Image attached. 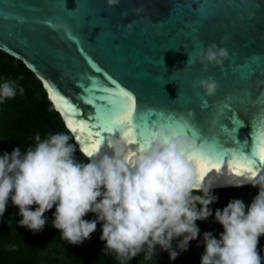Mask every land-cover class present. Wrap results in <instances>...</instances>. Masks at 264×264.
I'll return each mask as SVG.
<instances>
[{"label":"water","instance_id":"obj_1","mask_svg":"<svg viewBox=\"0 0 264 264\" xmlns=\"http://www.w3.org/2000/svg\"><path fill=\"white\" fill-rule=\"evenodd\" d=\"M136 9L142 11L137 14ZM213 42L229 51L222 66L210 65L202 73L198 62L187 63V53ZM0 49L41 81L70 132L68 114L61 115L63 109L58 110L45 82L77 107L76 120L93 113L81 97L94 85L129 91L137 114L142 111L149 124L158 120L175 127L169 114L194 111L192 127L176 131L193 138L196 132L195 139L211 142L204 156L193 153L220 165L219 172L210 169L204 180L245 182L248 176H237L228 166L234 157L252 158L254 170L264 169L256 142L264 131V0H120L113 7L106 0H0ZM208 75L219 83L211 97L197 87ZM225 103L241 124L228 119ZM71 134L78 148H84L77 133ZM101 135L105 140L96 153L105 150L109 135L120 134ZM128 146L130 152L139 147ZM225 187L233 186L215 188Z\"/></svg>","mask_w":264,"mask_h":264},{"label":"clouds","instance_id":"obj_2","mask_svg":"<svg viewBox=\"0 0 264 264\" xmlns=\"http://www.w3.org/2000/svg\"><path fill=\"white\" fill-rule=\"evenodd\" d=\"M119 2L106 0L109 7ZM141 11L136 9L137 14ZM132 27L126 25L127 31ZM187 54V63L198 62L202 73L210 65L222 66L229 58L228 49L215 42ZM197 87L211 97L219 83L208 75ZM19 93L23 94L22 87ZM16 95V81L0 83V104ZM169 119H174L175 127L153 121L148 142L131 156L121 137H108L105 150L92 155L81 146L86 163L75 158L77 148L68 134H50L42 140L37 133L34 147L23 153L16 147L11 154L0 156V217L11 200L22 217L19 225L39 232L47 222L45 213L55 207L52 226L69 244L83 243L102 222L104 251L114 253L121 264L141 253L150 260L157 249L175 260L200 234L196 222L212 216L209 206L217 199L213 188L250 184L259 190L250 205L233 199L223 210H216L215 220L223 232L219 239L211 232L203 234L200 264H264L258 247L264 237V169H257L243 183L219 185L202 179L190 157L193 153L204 156L211 142L176 131L177 127H192L194 111L169 114ZM89 213L96 214V219H84ZM174 241H178L179 251L173 249Z\"/></svg>","mask_w":264,"mask_h":264},{"label":"trees","instance_id":"obj_3","mask_svg":"<svg viewBox=\"0 0 264 264\" xmlns=\"http://www.w3.org/2000/svg\"><path fill=\"white\" fill-rule=\"evenodd\" d=\"M14 80L17 84V95L0 104V156L11 154L13 149L20 147L25 152L34 147L37 133L41 139L50 134L65 133L71 139L77 151L75 158L87 162L81 155L71 132L66 128L60 114L53 108L41 81L29 70L24 63L0 49V83L5 80ZM23 88V94L19 88ZM258 188L250 184L242 187L213 188L212 193L217 197L209 207L212 216L207 220L197 221L200 234L196 240L190 241L187 251L179 252L175 260H171L167 251L157 249L156 255L150 260L144 259V254L134 257L126 264H200L204 253L203 234L211 232L214 238L219 239L223 232L222 226L215 220L217 209L223 210L233 199H241L250 205L258 194ZM35 206H33L34 210ZM55 207L45 213L46 224L39 232H33L19 225L22 217L19 209L9 200L7 209L0 217V264H54L56 255L50 257L41 255L44 246L49 245L55 254H62L68 258V264H121L114 253H105V242L100 240L102 222L90 238L79 245L69 244L62 239L59 230L52 226ZM84 219L95 220L96 214L89 213ZM178 241L173 242L176 249ZM10 246H14L12 249ZM179 251L178 249H176Z\"/></svg>","mask_w":264,"mask_h":264},{"label":"snow or ice","instance_id":"obj_4","mask_svg":"<svg viewBox=\"0 0 264 264\" xmlns=\"http://www.w3.org/2000/svg\"><path fill=\"white\" fill-rule=\"evenodd\" d=\"M99 71V69H97ZM115 84L114 81H110ZM44 87L47 89L51 99L58 106L61 111V115L65 116L67 126L73 133H77L76 139L81 140L85 144L84 151L92 155L98 152L101 148L105 137L101 133L114 134L119 132V137L125 140L129 145L138 144L139 147L130 152V156L134 155L136 151L144 146L149 139L148 129L150 128L148 119L143 118V112L137 114L136 106L137 101L133 94L118 87H99L94 85L90 92L86 93V96H82L84 102L93 108V113H90L87 119H73L72 117L78 113V109L75 105H72L66 98L62 97L58 91H54L53 87L48 82L44 83ZM87 97V98H85ZM224 112L228 114V119L231 121H239L234 111L230 110V104H224ZM223 115V113H222ZM235 129L236 123L233 124ZM154 126V125H153ZM222 131L226 129L222 128ZM135 134V135H134ZM194 138H198L196 132H192ZM113 135H109L111 137ZM259 144V164L264 165V131H261L260 137L256 141ZM226 155L230 156V154ZM255 155V153H253ZM190 160L196 164L199 176L203 179L205 174L210 169L215 168L217 172L220 171L219 163L213 162L206 158H201L196 154L190 157ZM221 160H224L223 158ZM242 161V162H241ZM255 162L252 158L244 159L233 158V161L229 163L235 175L237 176H251L255 175L254 170Z\"/></svg>","mask_w":264,"mask_h":264},{"label":"rangeland","instance_id":"obj_5","mask_svg":"<svg viewBox=\"0 0 264 264\" xmlns=\"http://www.w3.org/2000/svg\"><path fill=\"white\" fill-rule=\"evenodd\" d=\"M259 249L261 250V255L264 256V237L260 238L259 242ZM48 256V259L54 255H56L57 259L54 264H68L67 260L68 258L66 256H63L62 254H55V252L52 251L49 245H46L41 250V255ZM47 264V263H45Z\"/></svg>","mask_w":264,"mask_h":264},{"label":"bare ground","instance_id":"obj_6","mask_svg":"<svg viewBox=\"0 0 264 264\" xmlns=\"http://www.w3.org/2000/svg\"><path fill=\"white\" fill-rule=\"evenodd\" d=\"M228 186V185H227Z\"/></svg>","mask_w":264,"mask_h":264}]
</instances>
